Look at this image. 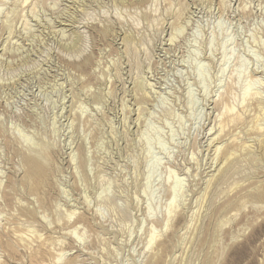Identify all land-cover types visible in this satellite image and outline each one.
<instances>
[{"label":"rangeland","instance_id":"1","mask_svg":"<svg viewBox=\"0 0 264 264\" xmlns=\"http://www.w3.org/2000/svg\"><path fill=\"white\" fill-rule=\"evenodd\" d=\"M0 264H264V0H0Z\"/></svg>","mask_w":264,"mask_h":264},{"label":"bare ground","instance_id":"2","mask_svg":"<svg viewBox=\"0 0 264 264\" xmlns=\"http://www.w3.org/2000/svg\"><path fill=\"white\" fill-rule=\"evenodd\" d=\"M35 148V147H34ZM222 163V162H221ZM210 233V232H209ZM199 258V257H198Z\"/></svg>","mask_w":264,"mask_h":264}]
</instances>
